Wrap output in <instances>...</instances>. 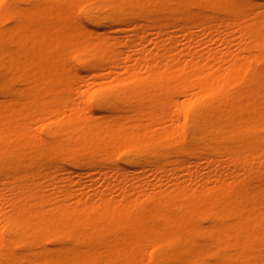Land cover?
I'll list each match as a JSON object with an SVG mask.
<instances>
[{"label":"bare ground","instance_id":"6f19581e","mask_svg":"<svg viewBox=\"0 0 264 264\" xmlns=\"http://www.w3.org/2000/svg\"><path fill=\"white\" fill-rule=\"evenodd\" d=\"M0 264H264V0H0Z\"/></svg>","mask_w":264,"mask_h":264},{"label":"rangeland","instance_id":"374dc122","mask_svg":"<svg viewBox=\"0 0 264 264\" xmlns=\"http://www.w3.org/2000/svg\"><path fill=\"white\" fill-rule=\"evenodd\" d=\"M8 25H11V23H7ZM99 33H102V31H100ZM103 34V33H102ZM106 35H109V33H105ZM129 33H127V34H125V35H128ZM150 36V29H148L146 32H144L142 35H141V37H140V39L138 40V45H137V48H139V49H141L142 48V46L145 44V45H151L150 43L151 42H147L146 40V37H149ZM85 37H87V36H85ZM149 38H151V37H149ZM151 39H153V38H151ZM147 43V44H146ZM132 64H134V62L132 63ZM47 68V66H45V65H32L31 64V62H28V66H27V69L28 70H43V69H46ZM64 68V66L63 65H61V67L58 69L57 68V70H61V69H63ZM54 71H56L55 69H54ZM69 72V71H68ZM71 72V71H70ZM64 73H67V71H65ZM103 73H106V71H104ZM72 74V73H71ZM97 74H99L98 73V71L96 70V69H94L91 73H89V75H88V78L84 81V84H89V83H91L93 80H94V77L97 75ZM121 76H127L126 75V73H122L121 74ZM103 79H100L99 81H102ZM70 83H71V86L69 87V91H70V94H71V96L73 97V98H75L77 95H79V94H81L85 89L83 88V89H81L80 91H77L76 90V87H77V81H76V77L75 76H71V81H70ZM29 86V85H28ZM28 86H27V88H28ZM42 88H43V85H39V86H37V87H35L34 88V90H33V92L35 93V94H38V95H41L43 92V90H42ZM96 89V88H95ZM52 94H53V92H51V91H48L47 93H46V95L47 96H49V97H51L52 96ZM18 97L19 96H13V97H6V99H12L13 101H16V100H18ZM13 106H15V107H17V108H20V109H26V106H25V104L24 103H18V104H12ZM25 120L26 121H32L33 123L35 122V131H40V129H41V124L42 123H38L37 122V119H36V117L35 116H28L27 118H25ZM100 120H103V119H98V118H94L93 119V121L94 122H99ZM38 123V124H37ZM152 130H154V128L152 129ZM135 134V133H134ZM137 134V133H136ZM205 166H206V168L208 167V165L207 164H205ZM33 172H34V170L32 169L31 171H29L28 172V177L30 176V178H32V175H33ZM149 174H150V172L149 171H146V172H144V176L145 177H147L149 180H151V181H153V182H157L158 183V186H160V184L159 183H161V181H163L164 179H165V177L164 176H162V175H155V176H152V177H150L149 176ZM83 178L85 179V181L87 180L86 179V176L84 175L83 176ZM67 183H66V181H63V182H60V187H64L65 185H66ZM156 189H159V187H157ZM171 190H174V188H171Z\"/></svg>","mask_w":264,"mask_h":264}]
</instances>
